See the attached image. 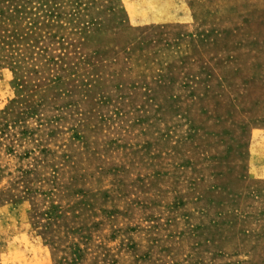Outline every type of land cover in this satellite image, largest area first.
Returning <instances> with one entry per match:
<instances>
[{"label":"rangeland","instance_id":"obj_1","mask_svg":"<svg viewBox=\"0 0 264 264\" xmlns=\"http://www.w3.org/2000/svg\"><path fill=\"white\" fill-rule=\"evenodd\" d=\"M0 264H264V0H0Z\"/></svg>","mask_w":264,"mask_h":264}]
</instances>
